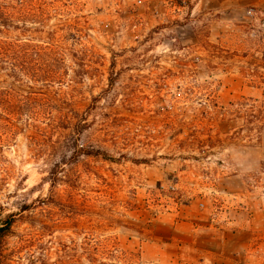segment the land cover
Wrapping results in <instances>:
<instances>
[{"label":"rangeland","instance_id":"374dc122","mask_svg":"<svg viewBox=\"0 0 264 264\" xmlns=\"http://www.w3.org/2000/svg\"><path fill=\"white\" fill-rule=\"evenodd\" d=\"M59 34L89 52L28 124L21 45ZM0 264H264V0H0Z\"/></svg>","mask_w":264,"mask_h":264},{"label":"trees","instance_id":"16d2710c","mask_svg":"<svg viewBox=\"0 0 264 264\" xmlns=\"http://www.w3.org/2000/svg\"><path fill=\"white\" fill-rule=\"evenodd\" d=\"M79 37V35L77 36ZM65 35L59 34L48 43L46 47H36L29 42L21 45L27 59L18 61L16 67V77L22 81L25 86L31 90L27 94H22V98L17 102L18 119L25 118L30 123L45 122L46 124L55 123L56 115L54 110L58 111L57 97L48 95L49 87L44 90L43 85H48L53 80L65 78L64 67L67 65V59H83V55L88 51V46L79 45L81 38H77L78 44H64ZM79 45V46H78ZM28 56V57H27ZM43 56V58H42ZM73 56V57H71ZM39 57V58H38ZM40 57L42 58L40 60ZM64 65V66H63ZM62 81V80H61ZM38 85H41L38 87ZM58 101V100H57ZM62 107V105L60 104ZM63 116L73 123L72 118ZM71 127V126H67ZM74 127V126H72ZM80 131V130H79ZM82 154L102 155L106 159H111L108 154L101 149H80Z\"/></svg>","mask_w":264,"mask_h":264},{"label":"crops","instance_id":"0c3cea01","mask_svg":"<svg viewBox=\"0 0 264 264\" xmlns=\"http://www.w3.org/2000/svg\"><path fill=\"white\" fill-rule=\"evenodd\" d=\"M248 234V233H247ZM237 232H228L224 233L222 235V241L220 242V249L215 250L213 248H207L206 251L210 254L211 256L215 257L218 260H222L225 263H235L234 261V255L239 254L244 250L248 249V246L250 244V241H252V237L247 235L246 238L244 239H238L236 246H231L229 245V239L231 238L230 236H236ZM215 252V254H213Z\"/></svg>","mask_w":264,"mask_h":264}]
</instances>
